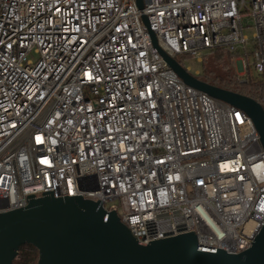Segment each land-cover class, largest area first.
<instances>
[{
  "label": "built area",
  "instance_id": "built-area-1",
  "mask_svg": "<svg viewBox=\"0 0 264 264\" xmlns=\"http://www.w3.org/2000/svg\"><path fill=\"white\" fill-rule=\"evenodd\" d=\"M142 2L0 0V213L52 190L100 201L139 242L194 230L239 253L264 224L258 132L161 52L197 78L184 60L224 48L241 81L251 56L264 107V0Z\"/></svg>",
  "mask_w": 264,
  "mask_h": 264
},
{
  "label": "water",
  "instance_id": "water-1",
  "mask_svg": "<svg viewBox=\"0 0 264 264\" xmlns=\"http://www.w3.org/2000/svg\"><path fill=\"white\" fill-rule=\"evenodd\" d=\"M136 4L143 7L142 0ZM161 54L184 83L244 111L264 149V107L256 99L204 82ZM33 196H26V206L0 213V264H12L25 243L38 250L36 264H264V224L250 247L236 254L198 246L194 230L142 243L100 201L80 195L55 198L52 190Z\"/></svg>",
  "mask_w": 264,
  "mask_h": 264
},
{
  "label": "trees",
  "instance_id": "trees-1",
  "mask_svg": "<svg viewBox=\"0 0 264 264\" xmlns=\"http://www.w3.org/2000/svg\"><path fill=\"white\" fill-rule=\"evenodd\" d=\"M235 57L234 53L224 48L207 51L200 62L201 69L197 78L214 86L256 99L261 82L249 74L243 81H240L232 64ZM37 259L38 250L31 244L25 243L19 246L12 264H36Z\"/></svg>",
  "mask_w": 264,
  "mask_h": 264
},
{
  "label": "rangeland",
  "instance_id": "rangeland-1",
  "mask_svg": "<svg viewBox=\"0 0 264 264\" xmlns=\"http://www.w3.org/2000/svg\"><path fill=\"white\" fill-rule=\"evenodd\" d=\"M252 31H253L252 28L244 29V33H246L249 37L251 36ZM244 58H245L246 62H248V64H249L248 73L250 74V76L252 78L258 79V74L255 72V70L252 68V65H251L252 57L249 56V57H244ZM176 60L180 61V57L177 56ZM232 64H233L234 72H236L238 75L243 74V70L241 69V66H240V63L238 60L234 59ZM186 65L190 66L191 72H194L195 70L200 71V69H201L200 62L195 61L193 58H186L184 60V66H186Z\"/></svg>",
  "mask_w": 264,
  "mask_h": 264
}]
</instances>
